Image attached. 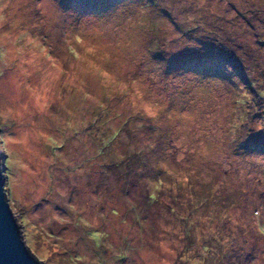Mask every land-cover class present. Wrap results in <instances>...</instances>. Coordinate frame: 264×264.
<instances>
[{"label": "rangeland", "instance_id": "rangeland-1", "mask_svg": "<svg viewBox=\"0 0 264 264\" xmlns=\"http://www.w3.org/2000/svg\"><path fill=\"white\" fill-rule=\"evenodd\" d=\"M0 159L43 264H264V0H0Z\"/></svg>", "mask_w": 264, "mask_h": 264}, {"label": "water", "instance_id": "water-1", "mask_svg": "<svg viewBox=\"0 0 264 264\" xmlns=\"http://www.w3.org/2000/svg\"><path fill=\"white\" fill-rule=\"evenodd\" d=\"M5 161L0 159V264H43L26 246L5 193Z\"/></svg>", "mask_w": 264, "mask_h": 264}, {"label": "trees", "instance_id": "trees-1", "mask_svg": "<svg viewBox=\"0 0 264 264\" xmlns=\"http://www.w3.org/2000/svg\"><path fill=\"white\" fill-rule=\"evenodd\" d=\"M104 145H106V144L104 143ZM106 147H107V145H106ZM106 147H103V149L101 150V151H102V154H104L105 152H107L108 149H106ZM133 153H134V154H132L131 156H128V157H132L134 161L141 162V161H142V154H141V152H135V151H134ZM103 156H104V155H103ZM103 156H102V157H103ZM125 158H126V157H124V159H125ZM126 161H128V160H126ZM131 162H133V161H131ZM131 162L127 165V162L124 161V162L120 163V165H116V166H117V168L120 166V170L123 169V171H125V170L128 169V168H130V170H128V172H126V174H127V176H128L129 172L133 173V170H132V168H131V165H132ZM141 165H143V162H142ZM147 197H148V199H150V200L155 199L154 194H151V193H149V194L147 195Z\"/></svg>", "mask_w": 264, "mask_h": 264}]
</instances>
